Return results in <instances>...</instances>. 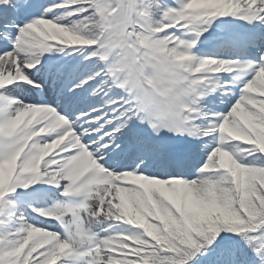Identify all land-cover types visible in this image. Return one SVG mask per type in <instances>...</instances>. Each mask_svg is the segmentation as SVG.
Returning <instances> with one entry per match:
<instances>
[{
    "label": "snow or ice",
    "instance_id": "obj_1",
    "mask_svg": "<svg viewBox=\"0 0 264 264\" xmlns=\"http://www.w3.org/2000/svg\"><path fill=\"white\" fill-rule=\"evenodd\" d=\"M0 264H264V0H0Z\"/></svg>",
    "mask_w": 264,
    "mask_h": 264
}]
</instances>
